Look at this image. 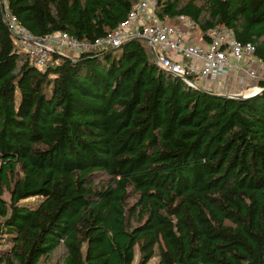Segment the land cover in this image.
I'll list each match as a JSON object with an SVG mask.
<instances>
[{
	"label": "trees",
	"instance_id": "obj_1",
	"mask_svg": "<svg viewBox=\"0 0 264 264\" xmlns=\"http://www.w3.org/2000/svg\"><path fill=\"white\" fill-rule=\"evenodd\" d=\"M137 1L0 0V264L60 245L61 264H133L135 247L138 264H264V79L221 97L161 69L139 38L41 67L4 18L92 42ZM154 14L192 19L202 40L225 25L264 62V0H157Z\"/></svg>",
	"mask_w": 264,
	"mask_h": 264
},
{
	"label": "built area",
	"instance_id": "obj_2",
	"mask_svg": "<svg viewBox=\"0 0 264 264\" xmlns=\"http://www.w3.org/2000/svg\"><path fill=\"white\" fill-rule=\"evenodd\" d=\"M156 3L157 0H138L123 21L93 42L80 41L65 32L36 36L19 25L13 14L5 12L4 15L12 36L24 45L29 59L41 67L53 51L61 52L62 48L78 54L139 38L150 47L158 66L189 86H204V80H227L235 74L243 76L241 81L244 77L254 82L264 79V62L255 55L252 43L238 40L231 29L222 24L209 28L207 39L202 40L193 30L197 25L186 16H180L176 25L157 18Z\"/></svg>",
	"mask_w": 264,
	"mask_h": 264
},
{
	"label": "rangeland",
	"instance_id": "obj_3",
	"mask_svg": "<svg viewBox=\"0 0 264 264\" xmlns=\"http://www.w3.org/2000/svg\"><path fill=\"white\" fill-rule=\"evenodd\" d=\"M179 23V22H178ZM14 38V37H13ZM15 44L17 45L16 47L19 50H24L25 47L22 44H19L16 39L14 38ZM80 41H85V40H80ZM93 42V41H92ZM94 49V48H92ZM26 50V49H25ZM56 52V51H53ZM60 52V51H59ZM71 53L70 51H68L65 48H62L60 53ZM86 52V51H85ZM69 55V54H68ZM73 55V56H72ZM79 54L73 52L71 53L72 57L78 56ZM52 56V55H51ZM235 73V72H233ZM172 75V74H171ZM175 76V75H172ZM234 76V80L230 79V80H220V81H214V83H218V86L221 87V89H209L207 88V86L205 85L204 87L198 86V88H202L204 90H209L212 91L213 93H220V94H226L229 96H241V95H248V94H253L256 90V93H259L262 89L259 88V86H254L256 84V81L254 82L253 80L244 77V79L241 81V77L243 78V76H239L237 74L235 75H231ZM259 80V79H257ZM253 85V86H252ZM254 94V95H255ZM108 179V175L104 174V173H100V175L97 178V181L99 180H106ZM9 197H10V190L7 188H4L3 190V198L8 202L9 201ZM134 199L130 198L129 199V204L133 203ZM0 249H4L5 247H7L8 245H6V241L0 239ZM65 248L63 247V245H60L56 250H54L50 255L43 257L40 261V264H61L63 257L65 256ZM138 258H139V252L137 247H135V258H134V262L133 264H138ZM157 259L153 258L151 259L147 264H156Z\"/></svg>",
	"mask_w": 264,
	"mask_h": 264
},
{
	"label": "crops",
	"instance_id": "obj_4",
	"mask_svg": "<svg viewBox=\"0 0 264 264\" xmlns=\"http://www.w3.org/2000/svg\"><path fill=\"white\" fill-rule=\"evenodd\" d=\"M234 76H229V77H227V80H230V79H233L234 80ZM202 84L205 86H207V88H209V89H221V87L220 86H218V83H217V86H216V83H214L213 81H209V80H204L203 82H202ZM204 86H201V87H204Z\"/></svg>",
	"mask_w": 264,
	"mask_h": 264
},
{
	"label": "water",
	"instance_id": "obj_5",
	"mask_svg": "<svg viewBox=\"0 0 264 264\" xmlns=\"http://www.w3.org/2000/svg\"><path fill=\"white\" fill-rule=\"evenodd\" d=\"M257 91V90H256ZM256 91L253 93V94H248V95H241V96H229V95H226V94H218V93H216L215 95H218V96H221V97H235V98H238V99H243V98H247V97H251V96H253L255 93H256Z\"/></svg>",
	"mask_w": 264,
	"mask_h": 264
},
{
	"label": "bare ground",
	"instance_id": "obj_6",
	"mask_svg": "<svg viewBox=\"0 0 264 264\" xmlns=\"http://www.w3.org/2000/svg\"><path fill=\"white\" fill-rule=\"evenodd\" d=\"M15 16V15H14ZM4 18H5V16H4ZM133 39V38H132ZM120 46V45H119ZM108 47H112V48H116V47H118V46H108ZM160 67V66H159ZM161 68V67H160ZM161 69H163V68H161ZM164 70V69H163Z\"/></svg>",
	"mask_w": 264,
	"mask_h": 264
}]
</instances>
